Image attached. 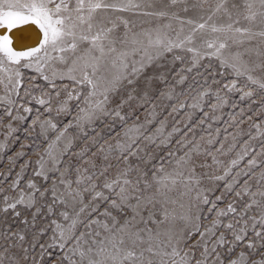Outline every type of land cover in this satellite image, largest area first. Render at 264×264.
Here are the masks:
<instances>
[{
  "label": "snow or ice",
  "instance_id": "snow-or-ice-1",
  "mask_svg": "<svg viewBox=\"0 0 264 264\" xmlns=\"http://www.w3.org/2000/svg\"><path fill=\"white\" fill-rule=\"evenodd\" d=\"M0 264H264V0H0Z\"/></svg>",
  "mask_w": 264,
  "mask_h": 264
}]
</instances>
